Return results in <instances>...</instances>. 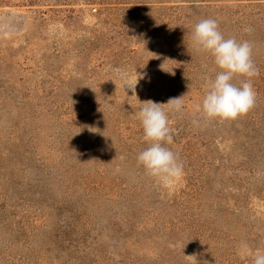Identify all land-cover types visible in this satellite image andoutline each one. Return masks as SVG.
<instances>
[{"label": "rangeland", "instance_id": "obj_1", "mask_svg": "<svg viewBox=\"0 0 264 264\" xmlns=\"http://www.w3.org/2000/svg\"><path fill=\"white\" fill-rule=\"evenodd\" d=\"M205 18L253 45L255 106L232 122L193 123L215 76L191 47ZM121 70L143 76L134 92ZM180 96L168 147L184 175L165 187L136 164V112ZM257 251L264 0H0V264H252Z\"/></svg>", "mask_w": 264, "mask_h": 264}, {"label": "clouds", "instance_id": "obj_2", "mask_svg": "<svg viewBox=\"0 0 264 264\" xmlns=\"http://www.w3.org/2000/svg\"><path fill=\"white\" fill-rule=\"evenodd\" d=\"M245 31L251 32L252 29L247 28ZM191 47L197 54L209 55L215 66L214 78L205 83L204 95L194 107L197 119L193 123L198 124L201 120L232 122L247 115L255 106L253 78L258 74L252 59V43L248 40L238 41L235 37H225L216 19L205 18L194 25ZM118 76L123 82L122 86L132 89L133 92L139 79L143 78L137 75L134 80H129V74L124 70L118 71ZM236 80L239 83H235ZM183 107L184 101L180 96L170 98L163 104L146 101L136 112V119L143 130L141 139L147 145L136 156V164L143 168L148 177L165 187L179 182L184 175L182 162L168 147L173 143L175 134L169 114L179 113ZM88 130L96 132L92 128ZM252 264H264V252L257 251L252 257Z\"/></svg>", "mask_w": 264, "mask_h": 264}]
</instances>
